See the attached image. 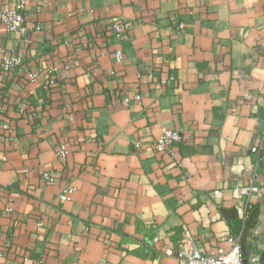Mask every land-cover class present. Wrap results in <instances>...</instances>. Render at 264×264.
Instances as JSON below:
<instances>
[{
    "label": "crops",
    "instance_id": "obj_1",
    "mask_svg": "<svg viewBox=\"0 0 264 264\" xmlns=\"http://www.w3.org/2000/svg\"><path fill=\"white\" fill-rule=\"evenodd\" d=\"M26 12V36L0 26V264L228 251L251 182L242 240L264 264V0H27ZM116 16L130 27L115 32ZM167 129L183 136L175 156L152 148Z\"/></svg>",
    "mask_w": 264,
    "mask_h": 264
},
{
    "label": "built area",
    "instance_id": "obj_2",
    "mask_svg": "<svg viewBox=\"0 0 264 264\" xmlns=\"http://www.w3.org/2000/svg\"><path fill=\"white\" fill-rule=\"evenodd\" d=\"M27 0H4L3 5L0 7V26H3L9 32H17L22 36H26L28 33L27 25ZM111 26L113 30L117 33H121L128 27H130L129 22H124L120 17H114L111 20ZM185 24L183 21L179 22L178 30H182ZM115 56L118 60H122L123 52L117 50ZM18 61L14 58L4 57V66L5 70H9L14 64ZM36 73L29 74V79L31 82H34L37 79ZM140 99L139 96H137ZM182 134L180 131L175 129L164 130L159 136L154 138L151 142L152 148L155 152L158 153H170L175 156V146L182 141ZM254 152L260 151V146L254 145L252 147ZM58 155L60 158L65 159L69 150L67 144H61L57 149ZM175 162L181 166L182 162L178 158L175 159ZM257 170V169H256ZM43 179L47 183H54L56 180V175L53 171L44 172L42 174ZM259 187L251 182L247 185H244L239 188V193L237 198L243 199L248 198L247 202L237 205V211L239 217L242 221L243 227L250 216L252 205L249 202V198L258 192ZM74 192V187L69 185L65 187L60 194L61 201H67L71 199V196ZM241 231L236 236H231L230 240L232 241V246L228 251L219 249L216 254L208 253L204 250H201L197 247H192L188 252L180 253V260L182 264H243V251L241 246ZM179 247H183V244H179ZM168 254L172 253L171 250H167ZM27 260V258H25Z\"/></svg>",
    "mask_w": 264,
    "mask_h": 264
},
{
    "label": "water",
    "instance_id": "obj_3",
    "mask_svg": "<svg viewBox=\"0 0 264 264\" xmlns=\"http://www.w3.org/2000/svg\"><path fill=\"white\" fill-rule=\"evenodd\" d=\"M264 113V110H263ZM247 235L243 237L242 248H243V264H251V252L250 244L246 241Z\"/></svg>",
    "mask_w": 264,
    "mask_h": 264
},
{
    "label": "trees",
    "instance_id": "obj_4",
    "mask_svg": "<svg viewBox=\"0 0 264 264\" xmlns=\"http://www.w3.org/2000/svg\"><path fill=\"white\" fill-rule=\"evenodd\" d=\"M247 223H248V220L246 221L244 227H243V224L239 223V226L237 227L238 233H240L241 231H244V229L247 228ZM241 243H242V238H241ZM241 246H242V244H241Z\"/></svg>",
    "mask_w": 264,
    "mask_h": 264
}]
</instances>
